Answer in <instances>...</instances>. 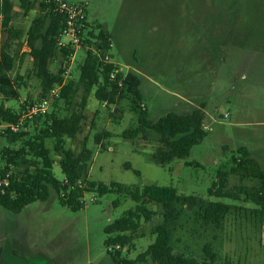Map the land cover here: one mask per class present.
<instances>
[{"label":"rangeland","instance_id":"1","mask_svg":"<svg viewBox=\"0 0 264 264\" xmlns=\"http://www.w3.org/2000/svg\"><path fill=\"white\" fill-rule=\"evenodd\" d=\"M27 1L31 9L25 14L21 1L12 0L11 24L23 33L46 12L42 0ZM65 1L86 3L90 32L98 34L102 29L109 34L112 59L141 80L142 104L151 120L198 107L205 109L203 125L208 126L188 156L158 165L148 156L153 144L122 136L124 130L137 126L131 95L124 93L107 105L94 97L93 89L83 111L82 129L75 138L65 139V147L75 153L85 141L91 150L86 178L106 185L169 186L185 195L231 204L219 227L205 226L191 210L181 209L168 225L173 252L201 259L203 245L210 243L217 262L264 264V223L251 213L255 205L238 194L239 187L252 182L227 176L223 190L237 194L236 200L207 192L213 183L218 188V171L228 172L240 146L264 169V0ZM1 20L0 14V45L6 36ZM61 41L67 44L70 38L63 35ZM9 51L15 62L10 76H22L20 96L4 101L0 97V103L20 111L25 103L41 98L40 85L25 37L15 40ZM84 57V49H74L65 82L78 80ZM60 61L57 53L49 64L52 72ZM80 96L81 90L77 101ZM182 99L191 105H184ZM58 103L56 112L64 115L65 107ZM3 130L5 123H0ZM95 134L100 135L99 144ZM46 145L54 157V176L61 180L53 141L46 140ZM6 146L0 135V150ZM83 200V207L72 211L51 191L46 200H35L18 213L0 207V264H114L108 252L112 249L104 244V228L133 209L135 202L116 192H86ZM147 206L158 212L156 206ZM161 221L159 213L149 222L141 219L139 237L122 249L121 256L134 259L144 251L154 239L152 228Z\"/></svg>","mask_w":264,"mask_h":264},{"label":"trees","instance_id":"2","mask_svg":"<svg viewBox=\"0 0 264 264\" xmlns=\"http://www.w3.org/2000/svg\"><path fill=\"white\" fill-rule=\"evenodd\" d=\"M20 1L26 14L31 6L27 0ZM40 5L46 12L35 17L23 33L11 24L12 0H0L1 27L6 34L0 45L1 99H19L22 76L16 75L13 78L9 74L15 63L9 49L15 40L23 36L32 58V72L39 80L41 97L45 96L54 84L61 85L59 97L54 99L51 111L34 117L25 124L24 129L16 132L5 129L0 132L8 143V146L0 150V180L8 181L7 186L0 187V207L18 213L35 200H46L50 192L54 191L62 206L76 211L83 207L82 198L86 192H96L98 195L116 192L128 196L135 202V207L104 228V244L112 249L108 252L114 264H229L217 262L216 253L210 243L203 245L201 259L173 252L168 225L175 220L181 209H188L203 225L219 227L231 211V204L206 200L196 195H185L169 186L137 187L117 182L106 185L90 181L84 175L92 156L91 150L85 146L86 141L78 153L65 147V139L75 138L83 127V111L93 89L94 97L107 105L114 104L124 93L131 95V108L136 113L137 126L124 130L122 136L131 141L139 140L153 144L154 148L148 156L158 165H166L174 159L188 156L191 148L203 139L206 134L203 127V109L197 107L189 113L167 112L158 119L151 120L142 105L140 78L132 72H127L122 87L119 88L115 81L109 79L113 66L104 65L97 55L88 50H85L84 60L79 66L78 80L68 79L62 84L74 49L70 46H58L63 19L43 0ZM87 34L89 37L100 39L103 46L110 39L109 34L102 29L98 34H92L90 30ZM57 53L61 56V64L56 72H52L49 64ZM117 78H120V74ZM80 90V100L77 101L76 95ZM59 101L65 107L64 115L56 112ZM25 104L21 106L20 111H15L0 103V123L15 122ZM99 137L100 135L95 134L96 144H99ZM46 140L53 141L54 155L58 158L66 182L54 176V157L46 145ZM15 144L17 146H14ZM237 154L238 156L232 158L233 163L228 172L218 171L219 186L215 189L216 184L213 183L207 190L208 195L236 200L237 194L223 190L227 176L230 174L241 181H250V186L238 188V194L244 195L246 201L255 205L251 213L259 222L264 223V169L251 157L245 146L238 147ZM78 179L85 183L84 187L75 185ZM61 193H64V196ZM148 204L156 206L158 212L150 209ZM157 213L162 221L152 228L153 241L134 259L122 257V249L127 248L139 237L140 220L149 222Z\"/></svg>","mask_w":264,"mask_h":264},{"label":"built area","instance_id":"3","mask_svg":"<svg viewBox=\"0 0 264 264\" xmlns=\"http://www.w3.org/2000/svg\"><path fill=\"white\" fill-rule=\"evenodd\" d=\"M43 1L48 5L49 8L61 15L63 19V27L58 37V46H70L73 49H84L97 55L104 65L108 64L113 66V69L109 73V79L111 81H115L117 86L121 88L122 81L127 74V70H125L119 63L112 59L111 49L113 43L110 39L103 46L100 39L96 37H89L87 34L90 28L87 23L86 3H68L65 0ZM63 35H66L70 38V41L67 44L61 41V37ZM118 74H120V78H117ZM64 82L65 80L63 78L62 84ZM60 88L61 85L54 84V86L46 93L45 96L25 104L24 109L19 114L15 122L5 124V129H9L12 132L19 131L24 129L25 124L31 121L34 117L48 113L52 101L59 97ZM203 127L206 128L207 126L203 125ZM63 181L66 182L65 178H63ZM7 184V179L0 180V187L7 186ZM75 185L84 187L85 183L78 179L76 180ZM61 195L64 196V193H61ZM94 199L95 197L91 196L90 200L94 201ZM82 201L84 203L83 198Z\"/></svg>","mask_w":264,"mask_h":264},{"label":"crops","instance_id":"4","mask_svg":"<svg viewBox=\"0 0 264 264\" xmlns=\"http://www.w3.org/2000/svg\"><path fill=\"white\" fill-rule=\"evenodd\" d=\"M182 101H183V103H184V105H191V103H190V101H187V100H185V99H182ZM143 105V104H142ZM4 106L5 107H8V106H6L5 104H4ZM203 111L205 112V109H203ZM208 127V126H207ZM63 179V178H62ZM85 195V194H84Z\"/></svg>","mask_w":264,"mask_h":264}]
</instances>
